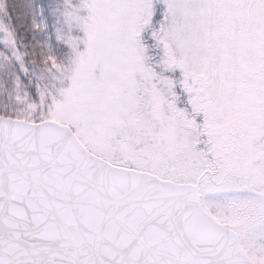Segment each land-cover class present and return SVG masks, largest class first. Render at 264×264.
I'll use <instances>...</instances> for the list:
<instances>
[{
	"label": "snow or ice",
	"instance_id": "snow-or-ice-1",
	"mask_svg": "<svg viewBox=\"0 0 264 264\" xmlns=\"http://www.w3.org/2000/svg\"><path fill=\"white\" fill-rule=\"evenodd\" d=\"M0 264H264V0H0Z\"/></svg>",
	"mask_w": 264,
	"mask_h": 264
}]
</instances>
